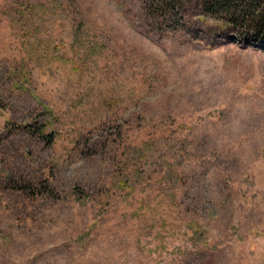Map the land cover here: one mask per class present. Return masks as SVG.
<instances>
[{
    "label": "rangeland",
    "instance_id": "374dc122",
    "mask_svg": "<svg viewBox=\"0 0 264 264\" xmlns=\"http://www.w3.org/2000/svg\"><path fill=\"white\" fill-rule=\"evenodd\" d=\"M157 1L0 0V264H264V50Z\"/></svg>",
    "mask_w": 264,
    "mask_h": 264
},
{
    "label": "trees",
    "instance_id": "16d2710c",
    "mask_svg": "<svg viewBox=\"0 0 264 264\" xmlns=\"http://www.w3.org/2000/svg\"><path fill=\"white\" fill-rule=\"evenodd\" d=\"M175 0H158L155 3L156 8L166 10H174ZM208 6V5H206ZM209 10L224 16L234 28L246 29L254 34L251 40L253 47L264 50V0H229L212 2L208 6ZM78 30L74 32V37L78 36ZM34 129V131L46 141L47 144L52 143V136L42 135V129Z\"/></svg>",
    "mask_w": 264,
    "mask_h": 264
}]
</instances>
